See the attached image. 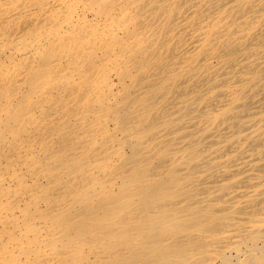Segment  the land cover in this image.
<instances>
[{
    "label": "bare ground",
    "instance_id": "bare-ground-1",
    "mask_svg": "<svg viewBox=\"0 0 264 264\" xmlns=\"http://www.w3.org/2000/svg\"><path fill=\"white\" fill-rule=\"evenodd\" d=\"M0 264H264V0H0Z\"/></svg>",
    "mask_w": 264,
    "mask_h": 264
}]
</instances>
